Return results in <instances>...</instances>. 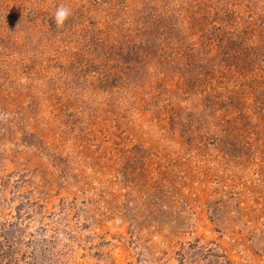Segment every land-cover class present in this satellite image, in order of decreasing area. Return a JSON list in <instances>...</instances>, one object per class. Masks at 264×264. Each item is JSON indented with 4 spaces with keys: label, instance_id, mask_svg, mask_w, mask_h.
I'll use <instances>...</instances> for the list:
<instances>
[{
    "label": "rangeland",
    "instance_id": "374dc122",
    "mask_svg": "<svg viewBox=\"0 0 264 264\" xmlns=\"http://www.w3.org/2000/svg\"><path fill=\"white\" fill-rule=\"evenodd\" d=\"M0 264H264V0H0Z\"/></svg>",
    "mask_w": 264,
    "mask_h": 264
},
{
    "label": "clouds",
    "instance_id": "9594fccd",
    "mask_svg": "<svg viewBox=\"0 0 264 264\" xmlns=\"http://www.w3.org/2000/svg\"><path fill=\"white\" fill-rule=\"evenodd\" d=\"M71 15L70 9L65 6H60L55 12V22L57 25H63L67 18Z\"/></svg>",
    "mask_w": 264,
    "mask_h": 264
}]
</instances>
